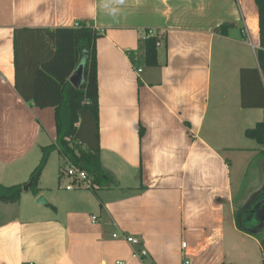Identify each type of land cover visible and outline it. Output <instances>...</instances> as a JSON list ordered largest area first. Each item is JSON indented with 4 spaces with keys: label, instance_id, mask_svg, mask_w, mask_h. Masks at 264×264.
<instances>
[{
    "label": "crops",
    "instance_id": "0c3cea01",
    "mask_svg": "<svg viewBox=\"0 0 264 264\" xmlns=\"http://www.w3.org/2000/svg\"><path fill=\"white\" fill-rule=\"evenodd\" d=\"M79 22L100 33V163L117 183L68 190L58 168L47 185L52 151L39 192L0 203V264H264L259 241L236 225L229 162L201 136L212 74L233 82L240 105L239 71L258 68L255 0H0V184L27 182L55 141L53 108L15 90L14 29ZM146 29L160 34L154 67L144 64ZM41 194L47 204H36ZM226 236L238 241L230 256Z\"/></svg>",
    "mask_w": 264,
    "mask_h": 264
},
{
    "label": "trees",
    "instance_id": "16d2710c",
    "mask_svg": "<svg viewBox=\"0 0 264 264\" xmlns=\"http://www.w3.org/2000/svg\"><path fill=\"white\" fill-rule=\"evenodd\" d=\"M255 4L259 27L258 68L244 67L239 71L240 106L262 109V119L244 133L262 147L260 154H264V0H255ZM149 31H144L143 57L146 66L154 67L158 64V38ZM99 37L100 33L88 22L70 27L14 29L15 90L24 101L32 102L36 107L53 108L55 141L42 148L41 158L27 182L0 184V203L18 202L23 186L30 181L32 192L37 194L40 176L54 150L69 164L78 166L91 176L96 185L92 190L116 185L115 177L100 163L96 62V40ZM80 64L83 66V79L81 85L75 88L69 77ZM142 130L141 127L140 136ZM253 200L249 199L243 208L237 209L236 225L259 241L264 257V224L248 227L239 221L240 215L248 212Z\"/></svg>",
    "mask_w": 264,
    "mask_h": 264
},
{
    "label": "rangeland",
    "instance_id": "374dc122",
    "mask_svg": "<svg viewBox=\"0 0 264 264\" xmlns=\"http://www.w3.org/2000/svg\"><path fill=\"white\" fill-rule=\"evenodd\" d=\"M140 66L145 67V65ZM232 83L229 78L219 79L215 73L212 74L201 136L207 139L217 149L218 154L229 162L234 204L237 209L246 205L243 199L247 201L251 198L255 199L264 192V154H260L262 147L256 141L247 138L244 133L247 128L253 127L262 119L263 112L260 108H242L239 105L238 95H234ZM69 165L66 159L55 152L49 167L43 173V181L47 185H53L58 168L63 170ZM133 185L137 187L138 183L135 181ZM244 213L240 215V223L255 227L247 222ZM249 222L254 223L250 220ZM117 234L121 238V235ZM237 242H232V239H227L226 236V250L229 243L236 245ZM242 247H246L244 250L251 255L259 256L260 251L253 241L245 239ZM228 251L226 256H230Z\"/></svg>",
    "mask_w": 264,
    "mask_h": 264
},
{
    "label": "built area",
    "instance_id": "2783aa9c",
    "mask_svg": "<svg viewBox=\"0 0 264 264\" xmlns=\"http://www.w3.org/2000/svg\"><path fill=\"white\" fill-rule=\"evenodd\" d=\"M149 34L156 35L158 38V42L156 43V46L159 44V39H160V34L154 31H149ZM61 176L64 178H68L70 180V183L66 185V189H76V188H87V189H93L96 188V185L94 182H92V178L90 175L85 170H82L78 166L75 165H69L67 168H64L61 170ZM92 221H96V216L91 217ZM113 237H119L118 234H113ZM123 238L129 242L130 244L137 245L139 244V240L133 236H123ZM183 247H185V243L182 244ZM146 250L141 249V250H134L132 252V256L136 258H143L146 256ZM27 264H32V263H27ZM184 264H188L187 261L184 262Z\"/></svg>",
    "mask_w": 264,
    "mask_h": 264
},
{
    "label": "water",
    "instance_id": "95a60500",
    "mask_svg": "<svg viewBox=\"0 0 264 264\" xmlns=\"http://www.w3.org/2000/svg\"><path fill=\"white\" fill-rule=\"evenodd\" d=\"M228 25V24H225ZM83 79V66L80 64L74 70V72L69 77V82L75 87L78 88ZM32 185V182H28L26 185L23 186V191L28 190ZM36 204H47L46 198L41 194L36 198ZM254 212L253 217H250L251 213ZM250 213V214H249ZM246 220L249 224L254 226H259L264 224V192L261 193L257 198H255L250 207L248 212L245 214ZM253 221L252 222H249ZM256 223V224H255Z\"/></svg>",
    "mask_w": 264,
    "mask_h": 264
},
{
    "label": "clouds",
    "instance_id": "9594fccd",
    "mask_svg": "<svg viewBox=\"0 0 264 264\" xmlns=\"http://www.w3.org/2000/svg\"><path fill=\"white\" fill-rule=\"evenodd\" d=\"M115 12H116V9H115V8H113V9H112V13H113V14H115Z\"/></svg>",
    "mask_w": 264,
    "mask_h": 264
}]
</instances>
